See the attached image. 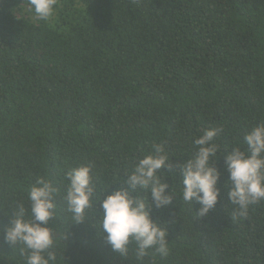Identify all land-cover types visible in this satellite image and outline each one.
<instances>
[{
  "label": "trees",
  "instance_id": "obj_1",
  "mask_svg": "<svg viewBox=\"0 0 264 264\" xmlns=\"http://www.w3.org/2000/svg\"><path fill=\"white\" fill-rule=\"evenodd\" d=\"M23 3L0 0V264H26L3 233L21 204L31 218L41 177L56 189V264H139L134 246L124 258L98 234L99 201L159 144L176 198L151 212L170 253L144 264H264V201L247 217L234 211L223 156L264 122V0H57L47 21ZM211 128H222L220 197L198 218L173 172ZM80 165H91L96 197L75 225L64 196Z\"/></svg>",
  "mask_w": 264,
  "mask_h": 264
},
{
  "label": "clouds",
  "instance_id": "obj_2",
  "mask_svg": "<svg viewBox=\"0 0 264 264\" xmlns=\"http://www.w3.org/2000/svg\"><path fill=\"white\" fill-rule=\"evenodd\" d=\"M34 11L41 20H50L55 14L57 0H24V4ZM20 6L23 12V7ZM18 18V17H17ZM222 128L205 129L195 139L197 150L183 163L176 165L182 175L180 198L184 203L198 202L201 207L196 212L198 218L205 217L218 203L221 172L216 167L219 145L214 138ZM228 180L227 199L235 206L237 214L247 217L252 205L264 201V122L252 127L243 137V146H236L223 155ZM172 160L163 144L155 145L153 152L139 159L134 170L124 180L127 187L118 188L99 201L102 211L99 217L98 234L111 249L124 258H129L130 250L139 264L153 250L161 257L170 253L168 232L152 217V206L165 208L172 204L176 195L174 189L168 191L165 168H172ZM91 165H80L67 173L68 184L64 200L72 214L74 224L86 220V212L93 206L96 197L92 183ZM56 192L50 180L39 178L28 190L30 219L21 204L10 216V223L3 235L5 241L15 248L23 245L26 264H56L57 255L51 251L54 233L48 222L54 218ZM146 195H140V193ZM73 224V225H74ZM102 233V235H101Z\"/></svg>",
  "mask_w": 264,
  "mask_h": 264
}]
</instances>
